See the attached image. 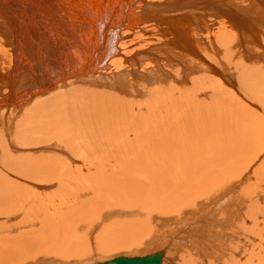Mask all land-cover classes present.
<instances>
[{
  "label": "rangeland",
  "instance_id": "rangeland-1",
  "mask_svg": "<svg viewBox=\"0 0 264 264\" xmlns=\"http://www.w3.org/2000/svg\"><path fill=\"white\" fill-rule=\"evenodd\" d=\"M202 1L170 0L160 11V18L170 12L179 21L174 24L181 35L186 32V48L181 42L179 49L160 45L151 33L155 41L146 46L153 51H145L155 50L152 65L145 60L132 70L124 64L125 75L94 79L91 87L69 81L27 101L20 113L0 114V264H99L159 251L162 264H264V0H208L209 7ZM77 89L109 95L100 107L102 119L92 107L82 108L97 99L84 93L87 101ZM74 93L87 103L79 98L74 107ZM62 94L72 97L68 107L62 100L52 104ZM131 118L143 124L141 132L128 134L136 128ZM139 145L147 147L137 152ZM169 157L183 164L192 158V169L176 177L172 167H163ZM86 171L92 175L88 183L81 182ZM222 171L234 185L230 190ZM201 173L205 181L194 185L193 175ZM220 184L224 194L217 193ZM180 201L183 207L174 213Z\"/></svg>",
  "mask_w": 264,
  "mask_h": 264
},
{
  "label": "bare ground",
  "instance_id": "bare-ground-1",
  "mask_svg": "<svg viewBox=\"0 0 264 264\" xmlns=\"http://www.w3.org/2000/svg\"><path fill=\"white\" fill-rule=\"evenodd\" d=\"M205 1L208 2V0H205ZM205 1H202V2H205ZM169 2H170V0H0V114H3V112H5V111H7L9 113H11V112L13 113V114L11 113L10 115H14V113H20L21 107L24 104L26 105L27 101H33V100L39 98L40 96L43 97V95L53 91L55 88H63V86L66 84V82H69V81H72L73 83L81 82V83L86 84V86L91 87V85H90L91 81L94 82V79H97V82L101 83L104 76L110 75V77H112V75H113V76H120L121 77V76L125 75L124 70H126V67H124L125 66L124 64H128L130 69H132V70L136 69V68L138 70V68H140V66H142V64H143L142 62L145 60H148V62H150V63L151 62L154 63V61L157 60V58L154 57V55H156L155 50L153 53H148L145 51V50H147V51L149 50L150 52L153 51L150 48V46L147 47L146 44L147 45L151 44L150 42L152 40L155 41L154 39H157V42L160 45L163 42L164 44H172L171 46H174V47L176 46L175 48H178V49H179L180 43L177 44V42H181V47L185 44L189 45L190 43L187 42L186 32L183 35H181L180 30H178V28L176 27V26H178V24H174L175 20L172 21V19L175 18L173 16V14L172 15L170 14L168 16V13H170V12H167L166 18L165 17L160 18V16H162V15H160V11L163 12L165 10V12H166L167 11L166 10L167 4H169ZM214 2L215 1H213V3ZM225 2H226V0H225ZM199 3H201V1ZM213 3H212V5H213ZM208 4H211V2L206 3V7ZM261 4H263V3L261 2ZM204 5L205 4H203V9H204ZM232 5L233 4H231L230 6H232ZM188 6H191V5H188ZM188 6H186V7L189 9ZM209 6H211V5H208V7ZM196 7L197 6H195V8ZM212 7H210V8H212ZM195 8H193V9H195ZM188 9H185V11L188 12L187 11ZM203 9L201 8L199 10L202 11ZM191 10H189V11H191ZM206 10H208V8ZM191 12L193 13V10ZM197 13H199V11ZM213 15H212V17H213ZM227 16H226V18H227ZM180 17H182V16H180ZM190 17H192V15ZM215 17L217 18L216 14H215ZM198 18H200V17H198ZM228 18L226 19V21L229 20ZM189 19L191 21H193L191 18H189ZM231 19L232 18H230V21L233 20V19L232 20ZM190 20H189V22H190ZM215 20H217V19H215ZM177 21H175V22H177ZM194 21H195V19H194ZM230 21L228 23L227 22L226 23L230 25ZM178 23H179V21H178ZM184 23L185 22H183V25H185V24L188 25L187 23H185V24ZM215 23H217V22H215ZM239 23H237V24H239ZM162 24L165 25L166 26L165 28L168 30H165V28H163L164 26ZM183 25H182V27H183ZM221 25H223V24H221ZM221 25H220V27H221ZM232 25H233V21H232ZM197 26H199V25H197ZM227 26L223 25L222 27H224V29H225V28H228ZM233 26H232V28H233ZM234 27L238 28V26H234ZM204 28H203V30H204ZM184 29H186V28H184ZM238 29L236 30L237 32H239ZM203 30H202V32H203ZM221 30H223V29H221ZM231 30L233 31L234 29H231ZM194 32H196V31H194ZM151 33H153V34L155 33V36L158 35L159 38H157V36H156V38L152 39L153 35L151 36ZM181 33H182V31H181ZM235 35H236V33H235ZM228 37H232V36L228 35ZM195 40H197V37ZM230 42H231V40H230ZM156 43H154V45ZM159 44H157V45H159ZM199 44L200 43H198V45ZM210 45H211V43H210ZM138 47L142 48V49L140 50V49H138ZM167 47H169V46L167 45ZM184 47L185 46H183V48ZM155 48H156V46H155ZM183 48H181V49H183ZM255 50H257V49H255ZM161 52H163V51H161ZM168 52H170V54H171L172 51H168ZM175 54H178V53H175ZM180 54H182V53L180 52ZM183 54L186 55V52H183ZM207 54H208V52H207ZM140 55H142L143 57H139ZM152 56H153V58H156V59H153ZM165 58L168 59V56L167 57L165 56ZM165 58L160 57V59L162 61ZM173 58H174V56H173ZM172 59H171V61H172ZM181 59H180V61H181ZM176 60L178 61V59H176ZM159 62H157V63H159ZM166 63H168V62H166ZM170 63H172V62H170ZM179 63H181V62H179ZM160 64H161V62H160ZM151 65H152V63H151ZM153 68H155V70H156V67H153ZM144 70L146 72L147 69H144ZM114 71H115V73H113ZM1 72H3V73H1ZM190 72H191V70H190ZM174 73H175V71H174ZM68 74H71L73 76V78L71 76V79L68 78L69 80H67L66 76ZM127 74H128V72H127ZM151 74H152V72H151ZM176 74L178 75L179 72ZM165 75H167V74H165ZM172 79H173V77H172ZM98 83H93V84L99 85ZM150 83L151 82H149V84ZM197 83L198 82H196V84ZM103 85L104 84H101V87H103ZM194 88H197V87H194ZM99 89H101V88H99ZM3 90L5 92L7 91L6 95L9 94L6 98L4 97L5 95H2ZM34 91H36V92H34ZM87 91H88V89H77L76 93H78V94L82 93L83 97H85V98L87 97L86 96L87 94H90L89 99L90 98H91V100L97 99V100H95L96 103L93 104L91 101H89V103H87V101H88L87 98H86L87 99V101H86L85 98L77 97L78 95L74 93L77 98L75 99V97H73L74 99L71 100V101H75L73 106L74 107L77 106L78 102H80V101H82V102L86 101L85 103H87V104H84V103L80 104V105L84 104V105H82L83 106L82 108L87 109L88 107H92L91 113L100 120V119H102V116H103L100 107L103 104L104 99L106 97H108L109 95L102 94L100 92V90L98 91V94L92 93V92H97L96 90L95 91L92 90V92L91 91L87 92ZM51 93H49V94H51ZM84 93H86V95ZM91 96H93V97H91ZM70 98L72 99L71 96L68 97V95L62 94L61 98L59 100L56 99L52 104H58V101L62 100L60 104H64L65 106H67L68 105L67 103H69L70 101H68L66 103V100H69ZM79 98L83 99V100L79 101ZM29 103H31V102H29ZM44 103H42V104L39 103L37 106L38 107H44L43 106ZM47 103H45V104H47ZM70 104H72V103L70 102ZM199 105H197V106H199ZM65 106L63 108H65ZM123 106H125V104H123ZM172 120L173 119H171V121L170 122L168 121L167 123H170V124H171V122L173 123L174 121H172ZM166 121L164 123H166ZM135 122L136 121H134L132 119V128L133 127H136V128L128 130L127 131L128 134L137 133V132L142 131L141 125H143V124H141V123L136 124ZM170 124H169V126H170ZM165 127H166V129H168L167 126L163 125V130L161 129L163 132H165L164 130H166V129H164ZM165 133L166 134L168 133L167 130ZM148 135H149L148 141H150V137H151V131L150 130L148 131ZM115 136L116 135H113V137H115ZM115 138H117V137H115ZM117 140H118V138H117ZM242 144H243V142H242ZM145 146L146 145H144L143 147H145ZM136 147H137V150L139 148H141L140 145L136 146ZM143 147L141 148L140 151H137V152H142ZM146 147L144 149H146ZM226 147H227V145H226ZM239 147H241V145ZM220 149L218 150V152L220 151ZM224 152L222 151V153H224ZM163 155H165V154H163ZM166 156H168V155H166ZM174 157H178V158L180 157L181 158L182 156L175 155ZM183 157H185V156H183ZM205 157L206 156H204V158ZM193 158H194V160L197 159L199 161L198 163H200V164L202 163V160H203L202 157L200 158V156H194ZM167 159H163L166 161L165 163H163V167H165L166 165H169V168L172 167L174 173L176 174V177L179 176L180 174L181 175H184V173L187 174L184 171L185 170L189 171V169H192L191 166L190 167L188 166L189 164H192V163H189L190 160L192 161V158L188 162H186V164H183V162H176V159L173 157H169V159L168 160ZM230 160H229V162H230ZM181 163H182V166H181ZM200 164L198 165V167L200 166ZM215 164H216V162H215ZM184 165H187V166H184ZM41 168L43 169V167H41ZM212 168H213V166H212ZM156 169L157 168H154V170H156ZM115 170H117V168ZM122 170L124 171L123 167H122L121 171ZM224 171H226V170H224ZM224 171L220 172L219 175H220V177L223 178L222 180H224V182L229 183L228 186H230L229 187V190H230L231 186L233 184L229 182L230 180L228 181L227 177H224V175H223ZM227 171H231L230 168ZM76 172H78V171H76ZM86 172H87V174L84 175L85 177L81 176V182H82V180H84L85 183H88L90 181L92 175L89 174L90 173L89 171H86ZM216 172H217V170H216ZM237 172H238V170L235 171L236 175H237ZM225 173L227 174V172H225ZM79 174L83 175L81 172H78L76 174V176H78ZM230 174H233V173H229L227 175H230ZM234 175H232V178H234L233 177ZM239 175H241V171H240V174L238 173V176ZM242 175H243V171H242ZM193 176L192 177L194 179H196L194 185L200 184L201 182L205 181L202 173L200 174V176L199 175L198 176L193 175ZM190 177H191V173H190ZM205 178H207V177H205ZM58 179H59V177H58ZM166 179H168V178L166 177ZM207 179H209V178H207ZM240 179H242V176L240 177ZM236 180L238 181L239 179H236ZM170 182H171V180H170ZM170 182H169V184H170ZM215 182H217V179H216V181H213V183H215ZM208 183H209V181H208ZM219 183H221V182H219ZM74 184H76V183H74ZM178 184H179V182H176L173 185L174 189L176 191L178 190V187H179ZM234 184H235V181H234ZM222 186L223 185H221V184L219 186H217V193H218L219 189L221 190V193L223 191H225L224 188H222ZM182 188L183 187H181V189ZM188 188H190V187H188ZM213 189H214V186H213ZM222 189H223V191H222ZM226 189H228V188H226ZM190 190H192V189L190 188ZM202 190H203V188H202ZM227 192H228V190H227ZM221 193H220V195L224 194L225 192H223L222 194ZM218 194H217V196H218ZM30 197H32V196H30ZM176 197H178V196H176ZM226 197H227V195H226ZM227 198H229V196ZM224 199H226V198H224ZM219 200L216 198L217 204L219 202L223 201V199H221L220 201ZM173 202H174V200H173ZM176 202H177V200H176ZM174 207L175 208H173V212L177 213L179 208L182 209V207H183L182 201H180L178 208L176 205ZM164 211H165V209H164ZM164 211H163L164 216L166 215V213H170L168 210V207H167V210L165 212ZM160 213H162V210H160ZM174 213L172 214V217H173ZM180 213H182V212H180ZM178 217H179V215H178ZM162 218H164V217L162 216ZM168 224H170V223H168ZM243 234H244V232H242V235ZM239 235H241V233H239ZM67 236H68V234H67ZM114 248H116V247H114ZM67 249H69V248H67ZM109 250H111V249L109 248ZM60 251H61V248H60ZM23 253L24 252H22V254ZM67 253H69V251ZM156 253H158V252H156ZM71 255H72V253H71ZM151 255H153V254H151ZM64 257H66V256H64ZM117 258H119V257H117ZM117 258H114V259L106 261V262H112L114 260H117ZM122 258H125V257H122ZM163 258H164V255H163ZM163 258H162V263H163ZM125 259H132V258H125ZM246 261L244 264H248L249 259H248V262H246ZM36 264H48V263L42 262V263H36ZM99 264H103V263H99Z\"/></svg>",
  "mask_w": 264,
  "mask_h": 264
},
{
  "label": "water",
  "instance_id": "water-1",
  "mask_svg": "<svg viewBox=\"0 0 264 264\" xmlns=\"http://www.w3.org/2000/svg\"><path fill=\"white\" fill-rule=\"evenodd\" d=\"M163 251L148 255L144 257H135L132 259H125L122 257L117 258L112 262H105L103 264H162Z\"/></svg>",
  "mask_w": 264,
  "mask_h": 264
}]
</instances>
